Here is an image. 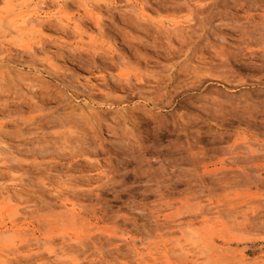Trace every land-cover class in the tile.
<instances>
[{
    "label": "rangeland",
    "instance_id": "1",
    "mask_svg": "<svg viewBox=\"0 0 264 264\" xmlns=\"http://www.w3.org/2000/svg\"><path fill=\"white\" fill-rule=\"evenodd\" d=\"M0 155V264H264V0H0Z\"/></svg>",
    "mask_w": 264,
    "mask_h": 264
},
{
    "label": "bare ground",
    "instance_id": "2",
    "mask_svg": "<svg viewBox=\"0 0 264 264\" xmlns=\"http://www.w3.org/2000/svg\"><path fill=\"white\" fill-rule=\"evenodd\" d=\"M65 3H66V2H65ZM88 10H89V8H88ZM33 17H34V16H33ZM33 19H34V18H33ZM30 22L35 23L36 21H35V20H31V21H29V23H30ZM40 24H42V23H39V25H40ZM41 27H42V25H41ZM30 78H31V77H30ZM32 78H33V77H32ZM32 82H34V81H32ZM39 84H40V83H39ZM33 87H34V86H33ZM78 120H79V119H78ZM4 147H5V146H4ZM1 152H2V151H1ZM44 152H45V151H44ZM3 153H4V152H3ZM5 155H6V154H5ZM0 156H1V155H0ZM9 196H10V195H9ZM11 197H12V196H11ZM11 200H12V199H11ZM16 213L18 214L19 211L17 210ZM207 229H208V232H210V229H209V228H207ZM191 231H192V232H191ZM191 231H190V233L187 235L189 242L192 243V244H195V245H196V248L199 247V246L202 248L203 246H201V245H202L201 242L204 241V237L201 236L200 232H198V231L195 232L196 230L194 231V229L191 230ZM210 233H211V232H210ZM214 233H215V232H214ZM214 233H213V234H214ZM185 235H186V234H185ZM211 235H212V233H211ZM212 236H213V235H212ZM48 238H49V237H48ZM50 238H52V237H50ZM50 238H49V239H50ZM205 239H206V238H205ZM50 240H52V239H50ZM212 240H213V239H212ZM36 241H38V240H36ZM39 241H40V240H39ZM39 241H38V243L42 242V241H40V242H39ZM206 241H207V239H206ZM206 241H204L205 244H206ZM46 242H48V241H46ZM52 242H53V241H52ZM42 243H43L42 245L47 244V243H45V242H42ZM49 243H51V241H49ZM209 244L214 245L213 243H210V241L208 242V245H209ZM206 245H207V244H206ZM206 245H205V246H206ZM212 248H213V247H212ZM204 250H205V249H203V251H204ZM205 252H206V251H205ZM205 252H203V253H205ZM51 253L56 254V253H57V250H51ZM54 254H53V255H54ZM205 254H206V253H205ZM210 261H211V260H210Z\"/></svg>",
    "mask_w": 264,
    "mask_h": 264
}]
</instances>
